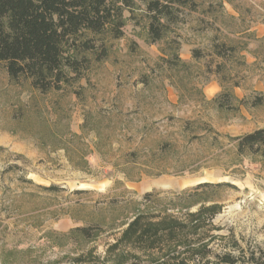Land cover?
<instances>
[{
	"label": "rangeland",
	"instance_id": "374dc122",
	"mask_svg": "<svg viewBox=\"0 0 264 264\" xmlns=\"http://www.w3.org/2000/svg\"><path fill=\"white\" fill-rule=\"evenodd\" d=\"M194 2L157 43L143 3L127 10L124 36L103 38L108 55L88 53L60 90L0 68V253L20 251L18 264H217L225 253L264 264V161L230 139L264 128V102L252 105L264 95V0ZM172 38L186 67L163 59ZM220 44L234 49L220 57ZM204 181L230 185L185 192ZM85 225L104 233L59 236Z\"/></svg>",
	"mask_w": 264,
	"mask_h": 264
},
{
	"label": "trees",
	"instance_id": "16d2710c",
	"mask_svg": "<svg viewBox=\"0 0 264 264\" xmlns=\"http://www.w3.org/2000/svg\"><path fill=\"white\" fill-rule=\"evenodd\" d=\"M141 3L148 16V40L151 43L168 37L172 25L181 20L182 7L195 5L194 0H0V68L5 67L13 80H30L31 85L43 93L60 90L63 84L79 79L89 68L88 53L93 54L98 61L108 55V47L103 38L123 37L128 19L125 12H134ZM168 44L169 50H165L167 57L163 59L170 65L186 67L187 62L179 56V40L172 38ZM233 49V46L220 44L216 46L215 52L224 57L228 53L225 51ZM194 56L200 57L201 52L194 50ZM234 85L239 86V83ZM222 95H227L225 102L220 100ZM230 96L233 95L225 91L215 101H219L223 107L229 102ZM240 101L244 103L243 99ZM263 102L264 95H257L252 105ZM230 139L236 143L238 156L252 155L264 161V128ZM129 155L136 154L131 152ZM24 181L33 183L31 179ZM223 185L230 184L204 181L185 192L196 193L201 189ZM38 186L45 191L59 189L55 184ZM86 192L89 190H76V193ZM141 215L143 212L135 214V220ZM103 233L104 229L100 226L85 225L72 228L59 236L75 243H87ZM19 252L3 250L0 260L3 264H18L12 259ZM218 257L217 264L237 263L236 258L229 253Z\"/></svg>",
	"mask_w": 264,
	"mask_h": 264
}]
</instances>
